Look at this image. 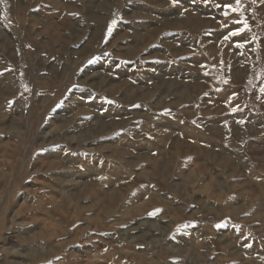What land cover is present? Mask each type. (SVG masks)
I'll return each instance as SVG.
<instances>
[{"label":"rangeland","instance_id":"374dc122","mask_svg":"<svg viewBox=\"0 0 264 264\" xmlns=\"http://www.w3.org/2000/svg\"><path fill=\"white\" fill-rule=\"evenodd\" d=\"M0 264H264V0H0Z\"/></svg>","mask_w":264,"mask_h":264},{"label":"snow or ice","instance_id":"6c2138e0","mask_svg":"<svg viewBox=\"0 0 264 264\" xmlns=\"http://www.w3.org/2000/svg\"><path fill=\"white\" fill-rule=\"evenodd\" d=\"M233 34H235V33H233Z\"/></svg>","mask_w":264,"mask_h":264}]
</instances>
